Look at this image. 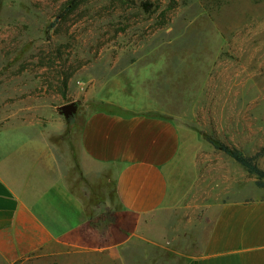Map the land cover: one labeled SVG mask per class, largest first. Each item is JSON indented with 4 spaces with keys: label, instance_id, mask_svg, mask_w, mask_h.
<instances>
[{
    "label": "rangeland",
    "instance_id": "374dc122",
    "mask_svg": "<svg viewBox=\"0 0 264 264\" xmlns=\"http://www.w3.org/2000/svg\"><path fill=\"white\" fill-rule=\"evenodd\" d=\"M71 101L78 107L67 120L57 107ZM96 110L171 119L195 133L207 167L232 161L210 136L264 169V0H0V132L44 137L69 190L105 228L126 215L112 166L81 148L83 120ZM235 174L237 198H264L256 175L238 164ZM212 184L148 215L124 264H185L199 254L215 212L202 205L217 197Z\"/></svg>",
    "mask_w": 264,
    "mask_h": 264
},
{
    "label": "crops",
    "instance_id": "0c3cea01",
    "mask_svg": "<svg viewBox=\"0 0 264 264\" xmlns=\"http://www.w3.org/2000/svg\"><path fill=\"white\" fill-rule=\"evenodd\" d=\"M196 139L171 119L141 110L87 114L82 151L89 160L112 166L117 205L126 215L101 228L67 187L44 137L2 130L0 264H124L123 249L145 218L184 206L193 187L209 177L217 197L202 205L214 208L212 224L201 252L185 264H264V198H237L238 163L205 166ZM221 183L227 187L219 194Z\"/></svg>",
    "mask_w": 264,
    "mask_h": 264
},
{
    "label": "trees",
    "instance_id": "16d2710c",
    "mask_svg": "<svg viewBox=\"0 0 264 264\" xmlns=\"http://www.w3.org/2000/svg\"><path fill=\"white\" fill-rule=\"evenodd\" d=\"M78 1L79 0H71V6L76 5ZM206 139L213 145L215 149L229 156L236 163L242 166L248 173L256 175V185L258 187L264 188V169L260 168L256 164L253 156H248L238 147L231 144H227L219 139L212 138L210 136H206ZM258 154H264V146L261 147ZM89 219L91 220V218Z\"/></svg>",
    "mask_w": 264,
    "mask_h": 264
},
{
    "label": "water",
    "instance_id": "95a60500",
    "mask_svg": "<svg viewBox=\"0 0 264 264\" xmlns=\"http://www.w3.org/2000/svg\"><path fill=\"white\" fill-rule=\"evenodd\" d=\"M78 107L77 101H71L61 104L57 107L58 112L63 115L67 120H69L76 112Z\"/></svg>",
    "mask_w": 264,
    "mask_h": 264
}]
</instances>
